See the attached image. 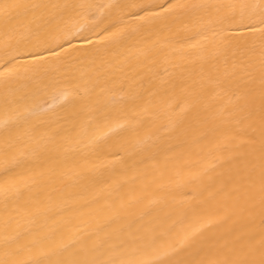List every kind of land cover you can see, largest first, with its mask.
<instances>
[{
    "label": "bare ground",
    "instance_id": "6f19581e",
    "mask_svg": "<svg viewBox=\"0 0 264 264\" xmlns=\"http://www.w3.org/2000/svg\"><path fill=\"white\" fill-rule=\"evenodd\" d=\"M0 264H264V0H0Z\"/></svg>",
    "mask_w": 264,
    "mask_h": 264
},
{
    "label": "snow or ice",
    "instance_id": "6c2138e0",
    "mask_svg": "<svg viewBox=\"0 0 264 264\" xmlns=\"http://www.w3.org/2000/svg\"><path fill=\"white\" fill-rule=\"evenodd\" d=\"M37 55V57L39 56V54H36Z\"/></svg>",
    "mask_w": 264,
    "mask_h": 264
}]
</instances>
